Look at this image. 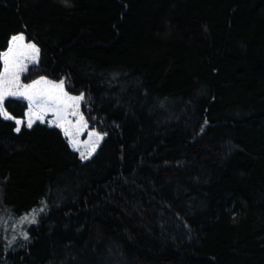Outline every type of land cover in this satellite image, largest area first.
<instances>
[{
    "label": "trees",
    "instance_id": "trees-1",
    "mask_svg": "<svg viewBox=\"0 0 264 264\" xmlns=\"http://www.w3.org/2000/svg\"><path fill=\"white\" fill-rule=\"evenodd\" d=\"M18 33L21 80H64L104 138L82 160L0 117V208L46 202L0 262L264 264V0H0V52Z\"/></svg>",
    "mask_w": 264,
    "mask_h": 264
},
{
    "label": "snow or ice",
    "instance_id": "snow-or-ice-1",
    "mask_svg": "<svg viewBox=\"0 0 264 264\" xmlns=\"http://www.w3.org/2000/svg\"><path fill=\"white\" fill-rule=\"evenodd\" d=\"M40 49L35 43H25L23 33H18L11 36L8 40L6 50L0 52V62L3 63V71H0V117L6 120H15L17 127L16 132L21 131V125L24 121L16 119L5 109V100L8 97L21 98L28 102V111L25 113L27 117V127L30 129L33 126V118L42 120L48 112H51L57 121V127H60L65 137H69V143L76 148L77 141L75 136L79 135L84 127L83 117L73 127L68 116H76L79 104L84 100V95L70 96L64 90L65 81L59 83L47 81L41 76L39 80H32L29 84L21 82V74L28 70V62L38 61ZM90 140L87 142L93 144L92 151H95V144L99 143V139L103 137L99 133H90ZM96 136L95 142L91 137ZM78 150V148H77ZM84 153H81V159H86ZM41 201V204H44ZM41 207L39 212H43ZM37 213L34 211L30 223H36ZM25 240L29 239L28 234H22Z\"/></svg>",
    "mask_w": 264,
    "mask_h": 264
},
{
    "label": "rangeland",
    "instance_id": "rangeland-1",
    "mask_svg": "<svg viewBox=\"0 0 264 264\" xmlns=\"http://www.w3.org/2000/svg\"><path fill=\"white\" fill-rule=\"evenodd\" d=\"M25 43H33V42L28 41L26 39V36H25ZM36 62L37 61L28 62V67L32 64H35ZM1 71H3V63H2ZM24 73H22V74H24ZM22 74H21V76H22ZM39 79H40V77H38L34 80H39ZM45 79L47 81L59 83V81H53V80H50L46 77H45ZM21 82L24 84L31 83V82L25 83L22 80H21ZM64 90L66 92H68L65 88V84H64ZM68 94L70 96H80L81 95V94L74 95V94H70L69 92H68ZM81 104H82V102L79 104L78 109H76V108L72 109V111H77L76 116H71V115L68 116V120L71 121V124L73 127H75L77 122L81 120V117H83L84 127H83L82 131L80 132V134L75 136V140L77 141V147L74 148L69 143V139H70L69 137H66V139H67V142H68L69 146L71 147V149L76 151L80 158H81V153H84L85 156H87L86 159H89L96 152L97 148L99 147V145L101 144V142L103 140V139H99L96 136L91 137L93 142H95L97 139H99V143L94 145L95 151H92L93 144L87 143L90 140L89 134L90 133H99L103 138H104V134L99 132L96 128L91 127L90 123L84 117V114H83L82 108H81ZM28 107L29 106H28V102H27V109H26L25 113L28 111ZM20 120L24 121V123L21 126H23V125L27 126V117L25 116V114H24V117ZM33 121H34L33 124L35 122H42V123H46L47 125L57 127L56 117L51 112H48L47 115H45L42 120H37L34 117ZM58 128L62 131V133L64 135L63 130L60 127H58ZM77 148H78V150H77ZM86 159H82V160H86ZM42 201L45 202V200H42ZM41 207L44 208L43 212H39V209ZM45 210H46V202L44 204H41V202H40L38 205L32 207L31 209H29L27 211H23V212H18V213L10 210L9 208H3V209L0 208V248L3 251H7V250L18 249V248L22 247L24 245V243L27 241L23 238L22 234L26 232L28 234V236L30 235V229L32 228V226L37 224L39 217L45 212ZM34 211L37 213V215H36L37 222L36 223H30L31 218H32V214ZM0 264H5V263L0 262Z\"/></svg>",
    "mask_w": 264,
    "mask_h": 264
}]
</instances>
